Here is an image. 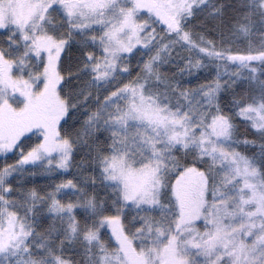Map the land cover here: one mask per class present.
Here are the masks:
<instances>
[{
	"label": "snow or ice",
	"instance_id": "1",
	"mask_svg": "<svg viewBox=\"0 0 264 264\" xmlns=\"http://www.w3.org/2000/svg\"><path fill=\"white\" fill-rule=\"evenodd\" d=\"M204 2L35 0L26 20L0 24V40L8 42L0 45V89L17 76L37 85L38 95L25 92L26 105L46 96L53 100L38 128L0 137V257L6 264H74L71 257L78 255L90 257L89 264H126V243L116 225L129 220L130 209L144 206L153 211L130 218L135 225L129 235L140 247L148 239L145 231L153 234L157 225L155 238L161 232L169 238L179 264H264V47L217 46L211 39V47L196 44L187 18ZM6 3L0 0V6ZM241 7L246 18L264 23V0ZM223 8L213 13L222 16ZM145 10L156 18L141 19ZM173 33L175 39L165 38ZM181 40L191 41L202 55L186 59L176 73L163 72L172 59L170 45ZM139 49L143 59L134 71L132 57ZM204 56L225 62L216 63L217 71L194 87L183 84L177 74L208 69ZM228 72L229 79H223ZM113 77L116 84L109 86ZM242 80L247 81L243 94L236 91ZM136 121H147L151 133ZM241 123L252 130L236 140L243 151L227 146ZM249 145L258 146L257 152L249 153ZM77 147L99 171L82 176L91 191L74 178L53 181L44 191L36 184L21 186L16 173L29 163L41 165L28 173L33 178L71 171ZM193 175L201 178L204 191L190 211L184 185ZM237 182L240 191L233 192L230 186ZM68 188L83 198H62ZM230 204L247 219L227 223L235 215ZM157 207L160 219L153 215ZM56 237L59 252L52 243ZM192 249L203 259L194 260Z\"/></svg>",
	"mask_w": 264,
	"mask_h": 264
},
{
	"label": "trees",
	"instance_id": "2",
	"mask_svg": "<svg viewBox=\"0 0 264 264\" xmlns=\"http://www.w3.org/2000/svg\"><path fill=\"white\" fill-rule=\"evenodd\" d=\"M248 0H206L201 6L195 7V15L192 17L187 18V26L191 30L192 38L195 40L197 39H202L201 37L203 36L204 41H208L209 39L213 40L216 42L217 46H220L221 44L228 45L231 44L233 47L237 46H245L249 42H251L252 46H260L264 47V26L262 23L259 21V18L256 16L251 17V19L246 18L243 13L245 12V9L241 7L242 4H247ZM223 5V15L221 16V13L216 12L213 13L214 9L220 8V6ZM159 27L158 29H160ZM245 28L248 29V32H245ZM175 34H171V36H166V39H175ZM159 39V36L157 37ZM184 42V45L187 48H183L184 54L182 55L181 53L179 55L173 54L171 61L164 65L162 68L163 72L172 74L176 73L177 66L180 65L182 66L184 64V61L189 58L195 59L196 57L193 56L192 51H189L188 49L190 48L189 43ZM8 43L7 41H2L0 40V45ZM75 47V46H73ZM185 53H188L185 55ZM190 53V54H189ZM135 54L132 57V63H133V70L136 69L137 62L140 59H143L142 56L139 54L136 56ZM167 55V53H165ZM202 55V54H200ZM205 63L208 65V69H201L200 72L197 74L195 71H193V74L189 76L187 72L183 74L182 77L177 74V78H180L182 80L183 84H190L193 87L196 85L197 81L200 80L202 77H205V75H211L212 73H215L217 69L215 68L216 63H220V61L216 59H209L207 56L203 57ZM72 67H75L73 64ZM248 69H246V74L248 73ZM227 74L223 76V79L227 80ZM75 79V77H71L68 80L69 84H72V81ZM115 81V79H114ZM114 81H110L109 85H111ZM75 86V85H73ZM104 86L101 88L103 89ZM227 87V85H226ZM247 87V81H240L238 84V87L236 89L237 92L243 94V91ZM227 99V97H226ZM92 101H89V104H91ZM84 107H88V105H84ZM228 110H231L230 105H228ZM87 113H85L86 115ZM252 134L251 129H247L246 131V125L240 124V127H238L235 130V138L239 139L242 138L246 135ZM27 146V143H26ZM239 148L243 151L245 150V146L243 144H239ZM258 146H252L249 145L247 147V151L249 153L251 152H257ZM86 150L82 147H77L76 153H75V158H74V163H73V168L71 171L64 173V172H58L53 176H48V175H37L35 178H33L31 175H28L30 171H32L34 168L36 170H39L38 167H27L24 172H22L19 175H16L19 177L22 181L21 186L25 187L26 190L28 187H30L33 184H36L41 187V191L46 190V187L53 186L52 182L56 180H60L62 178H74L78 183H81L84 187H86L89 191H91L92 185L91 184H84L82 176L85 173L88 172H93L95 171L97 175L99 174L98 169L96 168L95 165L91 163V157L86 156ZM17 154L13 153L12 157H16ZM82 160H88V164L82 163ZM11 162V160H10ZM77 167L82 169L83 171H77ZM99 187V185H97ZM77 195H81V198H83V195L74 192L73 189L68 188L64 194H62V198L67 199L71 198L72 200L76 199ZM97 199L103 196V191H99L96 193ZM79 211V210H78ZM144 211L152 212V208L150 206H144V208H139V209H130L129 210V220L126 222H123V226L128 228V232H126V235L128 238L132 241V236L129 235V233L133 232V227L135 225V221H132L130 218L132 216H135L137 212L143 213ZM67 215V213H65ZM83 215V213H81ZM153 215L157 218L160 219V209L157 207L155 211L153 212ZM41 230H43V225H38ZM153 234L147 233L145 231L144 235L148 237V239L145 241V246L140 247V242L137 240L134 245L138 249H148L147 246L149 247L152 244V240H154L155 236V229L157 225H153ZM145 228H147V225H145ZM59 240V237H56L55 240L52 241L53 246L55 247V250L57 252L60 251L58 247H56L57 242ZM39 242V241H38ZM67 243V242H66ZM95 244V242H93ZM70 249L65 248V252L69 251ZM168 256V255H167ZM166 256V258H167ZM170 256V255H169ZM168 256V257H169ZM74 264H89V259L90 257L85 256V255H78V256H73L71 257ZM163 259H165V255H163ZM170 259H173L170 257ZM5 259L0 257V264H6L4 262Z\"/></svg>",
	"mask_w": 264,
	"mask_h": 264
},
{
	"label": "rangeland",
	"instance_id": "3",
	"mask_svg": "<svg viewBox=\"0 0 264 264\" xmlns=\"http://www.w3.org/2000/svg\"><path fill=\"white\" fill-rule=\"evenodd\" d=\"M206 1V0H205ZM154 3H164L165 0H153ZM199 2V0H198ZM255 3H259V0H254ZM35 0H8V3H6L3 6H0V24L2 23H8L10 20H20L24 21L26 20L29 15L32 12V6L34 5ZM151 16L153 19L156 18L155 13H150L149 11L145 10L142 13L141 19ZM264 26V23H262ZM162 27L159 22H157V28ZM159 30V29H158ZM175 34V33H173ZM176 35V34H175ZM158 37V36H157ZM176 37V36H175ZM194 39V38H192ZM195 40V39H194ZM196 44H199L201 46L207 45L208 47H211V45L207 44V41H204L203 39H197L195 40ZM190 48L189 51H192V54L194 57L200 56L201 51L200 48H197L194 44L191 43V41H188ZM172 47V53L179 55L180 53L183 55L184 50L183 48H187L184 45V42L181 40L180 43L175 44V46ZM16 49L13 50L15 52ZM20 51H23V47L21 46ZM140 51H143V49H139L137 52V55ZM188 53H185V55ZM190 54V53H189ZM136 55V56H137ZM134 56V55H133ZM4 57L0 55V63L3 62ZM217 60V59H216ZM220 61V60H218ZM225 61H220V63H224ZM232 70H235L237 67H239V64H232L229 66ZM246 69H242L243 73L246 74ZM119 73H117L118 75ZM231 75V72L227 73V80L229 79V76ZM233 80L237 79L236 76H231ZM23 79H26L23 78ZM115 77H113L110 81H114ZM18 80L21 82L18 83ZM109 81V82H110ZM115 81L109 85H115ZM103 85H101L102 87ZM36 88L37 85L31 84L29 81L27 84L23 83L21 78L17 76H12L10 80L3 82V89H0V91H3L4 89L9 90L5 92L4 95L0 96V127L5 126L6 124L9 126L8 128H1L0 129V137L6 136V135H15L20 136L24 133L28 132L32 128H38L39 125L45 121L49 114L45 111V106L47 104H51L53 102L51 96H46L41 99H36L33 101L31 106L26 105L25 103V92H32L36 95ZM121 103H123V100H121ZM135 124L139 125L140 127L147 126V130L151 133L152 128L150 125H148L147 121L140 122L136 121ZM39 130H43L40 128ZM235 134L234 139L228 141V145L230 148L233 147H239V144L236 143ZM27 143V142H26ZM38 167L40 169L41 165L39 163L32 164L29 163L27 167ZM26 167V168H27ZM24 168L22 171H19L16 173V175L21 174L26 169ZM132 182L134 184H139L140 179L138 177L133 176ZM202 181L199 176L193 175L189 181L184 185V193H185V199L186 204L191 211L195 207V202L197 201L199 195L204 191L202 188ZM219 190L224 191L225 185L218 182ZM231 190L233 192H239L240 188L238 186V182L236 184H233L230 186ZM211 194L209 193V196ZM219 198V197H218ZM218 208L223 209L225 207L224 204L217 205ZM229 208L235 212L234 216H229L226 220L227 223H233V224H240L241 222L245 221L247 217L240 211V208L235 204H230ZM118 229L121 230V239L125 241L126 247H125V256L127 257L126 264H164V262H161V258L164 254H169V259L172 257L173 259H170V264H179V259L177 256V249L176 247L169 241V238L164 235L163 232H161L160 239H156L154 236V240H152V244L148 249H138L135 247L134 243L128 238L126 235V232L123 231V222H120L116 225ZM204 224L201 221L200 222V228L203 229ZM186 235L191 236L192 232L190 231ZM235 235V233L233 234ZM180 247H183V245H180ZM192 254L194 260H201L203 257L201 256H195V249H192ZM3 258V257H2ZM4 259V258H3ZM15 259V257H13ZM168 261V259H167ZM6 263V261L4 260ZM120 264H125V261H121Z\"/></svg>",
	"mask_w": 264,
	"mask_h": 264
},
{
	"label": "flooded vegetation",
	"instance_id": "4",
	"mask_svg": "<svg viewBox=\"0 0 264 264\" xmlns=\"http://www.w3.org/2000/svg\"><path fill=\"white\" fill-rule=\"evenodd\" d=\"M53 103V102H52ZM51 103V104H52ZM51 104H47L46 106H45V111L47 112V114H49V106L51 105ZM9 126L6 124L5 126L3 125V126H1L0 127V129L1 128H8ZM165 255V259H163V256H162V258H161V262L163 263L164 262V264H170V262H171V260L169 259V254H164ZM168 255V256H167ZM166 256H167V258H166ZM167 259H168V261H167Z\"/></svg>",
	"mask_w": 264,
	"mask_h": 264
}]
</instances>
